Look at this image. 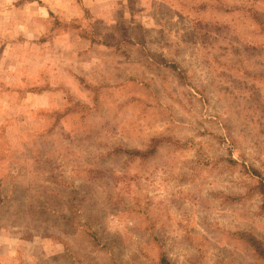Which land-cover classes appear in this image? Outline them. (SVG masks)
<instances>
[{"label": "rangeland", "instance_id": "374dc122", "mask_svg": "<svg viewBox=\"0 0 264 264\" xmlns=\"http://www.w3.org/2000/svg\"><path fill=\"white\" fill-rule=\"evenodd\" d=\"M264 0H0V264H264Z\"/></svg>", "mask_w": 264, "mask_h": 264}, {"label": "trees", "instance_id": "16d2710c", "mask_svg": "<svg viewBox=\"0 0 264 264\" xmlns=\"http://www.w3.org/2000/svg\"><path fill=\"white\" fill-rule=\"evenodd\" d=\"M249 243L256 254L264 260V246L256 238H250Z\"/></svg>", "mask_w": 264, "mask_h": 264}]
</instances>
